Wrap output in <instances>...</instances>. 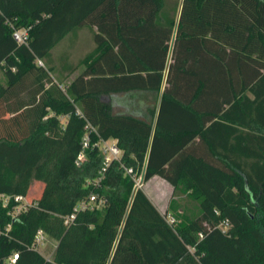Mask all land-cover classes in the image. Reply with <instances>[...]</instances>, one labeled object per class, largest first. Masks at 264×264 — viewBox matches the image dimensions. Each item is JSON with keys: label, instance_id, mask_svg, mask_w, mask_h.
Instances as JSON below:
<instances>
[{"label": "trees", "instance_id": "1", "mask_svg": "<svg viewBox=\"0 0 264 264\" xmlns=\"http://www.w3.org/2000/svg\"><path fill=\"white\" fill-rule=\"evenodd\" d=\"M85 25L96 46L56 65ZM0 71V264H264V0H0ZM125 166L194 208L169 223Z\"/></svg>", "mask_w": 264, "mask_h": 264}, {"label": "rangeland", "instance_id": "2", "mask_svg": "<svg viewBox=\"0 0 264 264\" xmlns=\"http://www.w3.org/2000/svg\"><path fill=\"white\" fill-rule=\"evenodd\" d=\"M169 1L172 3L174 2L178 3L181 2L182 0H169ZM95 46L96 44L93 39L92 29L90 28V26L85 25L79 30L78 37L76 40H71V36L68 35L54 47L53 56L55 63L56 65L59 66L61 56L64 53H68L70 56V60L74 64H79L81 59ZM1 75L2 72L0 71V76ZM157 178H159V180H163L162 178L156 176L152 180H150V182L145 183L143 188L148 194V196L152 198L153 201L159 203V206L163 213H165L166 215L174 216L177 219L179 218L178 214L182 208L188 209V212H190L189 210L194 208L196 202L191 200L180 190L174 188L165 180H163L166 183L165 186L163 185L160 186L156 184L155 182ZM32 188L34 193L37 194L41 191L42 184L40 182H36L34 183ZM171 201L173 202H172V206L170 207ZM168 207L169 210L166 211ZM56 245H57V241L54 238L46 235L45 244L41 246L39 249L47 257H52Z\"/></svg>", "mask_w": 264, "mask_h": 264}, {"label": "built area", "instance_id": "3", "mask_svg": "<svg viewBox=\"0 0 264 264\" xmlns=\"http://www.w3.org/2000/svg\"><path fill=\"white\" fill-rule=\"evenodd\" d=\"M15 38L23 43L27 39V29L26 28H21L17 29L14 32ZM38 63L42 66H44V62L42 60H39ZM79 113L81 111L79 110ZM85 134L82 138V147L80 152L77 155L76 159V164L81 165L82 162L86 158V149L89 148L92 144V132H97L96 128L88 122L85 126ZM93 146H97L100 148V150L103 152V154L106 156V164L108 165L109 162L113 159H120L122 156V150L118 147L117 141L114 140H106L103 138H100L99 141L95 142ZM126 173L130 175L133 180L135 181V188H143L145 185V180H144V173L137 174L133 166H125ZM15 200L18 202L14 213L13 214H18L21 212L23 209H26L28 206L33 204V200L28 197V196H23V195H17L15 197ZM98 200V197L96 194H91L89 199L81 201L77 206L76 210L78 209H83V208H90L93 209L95 206L96 201ZM9 198L7 196H4V206L8 204ZM75 218V213L71 214L66 218V223H69ZM167 220L169 223L173 224L176 222V218L171 215H167ZM1 231V229H0ZM45 234L42 230L38 232L37 238H36V247L39 249L41 246L45 244ZM17 257V253L13 254L9 260L14 262Z\"/></svg>", "mask_w": 264, "mask_h": 264}, {"label": "crops", "instance_id": "4", "mask_svg": "<svg viewBox=\"0 0 264 264\" xmlns=\"http://www.w3.org/2000/svg\"><path fill=\"white\" fill-rule=\"evenodd\" d=\"M67 36H68V35H67ZM70 61H71V60H70ZM71 62H72V61H71ZM79 71H80V68L77 69L76 72H74L73 74H71V75L69 74V76H68V73H66L65 76H68L67 78H72V77H74L76 74H78ZM111 140H114V139H111ZM154 177H156V176H154ZM154 177H153V178H154ZM157 177H159V176H157ZM153 178H151L150 180H152ZM160 178H161V177H160ZM162 179H163V178H162ZM150 180H149L148 182H150ZM163 180H164V179H163ZM163 180H159V178H157V180H156L155 183L158 184V185H160V186H162V185L165 186L166 183H165ZM165 181H166V180H165ZM148 182H147V183H148ZM166 182H167V181H166ZM145 192H146V191H145ZM147 195H148V194H147ZM150 199L152 200L151 197H150ZM152 201H153V200H152ZM153 203H154V204L157 206V208L161 211V208H160V206H159V203H156L155 201H153ZM167 210H169V207H168V209H166V211H167ZM183 210H184V209L182 208L181 211H183ZM161 212H162V211H161ZM162 213H163V212H162ZM164 214H165V213H164Z\"/></svg>", "mask_w": 264, "mask_h": 264}]
</instances>
